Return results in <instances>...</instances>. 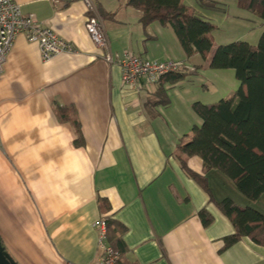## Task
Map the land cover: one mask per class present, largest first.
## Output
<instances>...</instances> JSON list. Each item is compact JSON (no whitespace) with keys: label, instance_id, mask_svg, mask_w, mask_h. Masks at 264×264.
Returning a JSON list of instances; mask_svg holds the SVG:
<instances>
[{"label":"crops","instance_id":"1","mask_svg":"<svg viewBox=\"0 0 264 264\" xmlns=\"http://www.w3.org/2000/svg\"><path fill=\"white\" fill-rule=\"evenodd\" d=\"M14 1L72 47L42 61L38 44L17 34L0 74V240L14 261L98 263L96 222L104 199V213L125 227L127 263L264 264V245L247 236L224 245L235 228L216 205L228 197L264 214V195L249 200L226 175L205 170L200 157L176 151L200 124L192 103L233 93L208 83L190 89L188 79L203 58H187L170 27L144 26L141 12L125 0H91V11L81 0ZM210 1L215 7L202 9L199 0H183L209 20L219 10L233 27L250 14L236 0ZM92 13L101 18L113 51L180 60L195 71L174 84L125 85L120 64L106 63L86 30ZM204 87L213 90L211 97ZM67 111L78 121L79 144L73 122L62 119ZM203 209L211 216L207 226L199 217Z\"/></svg>","mask_w":264,"mask_h":264},{"label":"trees","instance_id":"2","mask_svg":"<svg viewBox=\"0 0 264 264\" xmlns=\"http://www.w3.org/2000/svg\"><path fill=\"white\" fill-rule=\"evenodd\" d=\"M125 4L141 12L144 26L157 22L170 27L187 58L198 54L206 59L211 53V68L234 71L239 85L230 96L213 102L192 103V111L200 119V124L193 125L191 138L180 140L176 151L186 158L200 157L205 170L214 169L226 175L249 200L264 195V32L256 44L237 39L213 49V33L218 26L183 0H125ZM199 5L215 7L210 0H199ZM236 5L264 22V0H236ZM100 14L104 18L113 17V13L101 11ZM193 71L195 69L184 63L180 71L164 75L157 83L174 84ZM159 92L164 94V87ZM72 115L73 112L67 111L62 119L73 122L78 132L76 144H79V124ZM181 161L189 176L206 188L205 179L186 168L185 160ZM98 204L103 212L100 218L106 222L107 241L121 256L119 264H130L123 260L125 227L104 213L109 209L107 201L99 199ZM216 205L235 228L233 234L223 238L225 246L243 236L264 245V214L250 206H239L228 197L216 201ZM199 217L204 226L211 222L205 209L199 212Z\"/></svg>","mask_w":264,"mask_h":264},{"label":"built area","instance_id":"3","mask_svg":"<svg viewBox=\"0 0 264 264\" xmlns=\"http://www.w3.org/2000/svg\"><path fill=\"white\" fill-rule=\"evenodd\" d=\"M54 5L73 2L75 0H48ZM83 1L88 9H93L91 0ZM86 30L93 43L102 50V59L112 64L117 62L122 69V81L125 85L139 87L140 84L157 83L164 75L175 73L184 67V63L175 59H148L132 54L129 51L117 52L110 47L109 39L97 13L90 14L86 19ZM24 34L28 41L36 42L39 47L40 58L48 61L53 57L71 51L69 43L61 39L55 31L42 25L34 14H22L14 0H0V74L6 62L17 34ZM98 229L97 247L99 260L96 264H119L121 256L113 248L106 237V222L100 218L96 222ZM64 264H75L66 261Z\"/></svg>","mask_w":264,"mask_h":264},{"label":"rangeland","instance_id":"4","mask_svg":"<svg viewBox=\"0 0 264 264\" xmlns=\"http://www.w3.org/2000/svg\"><path fill=\"white\" fill-rule=\"evenodd\" d=\"M228 5L226 6V9H229ZM212 12L213 13L210 15L212 18L211 21L215 22L216 25L218 26L217 30L213 33L214 35L213 49L220 44L229 43L236 39L245 40L250 42L251 44H256L261 33L264 32V22L257 19V17H255L248 11L247 13L250 14H248L247 20L243 24H240L239 27L236 26L233 27V25L223 22L222 20L223 14L220 13L219 10H216V12L214 11ZM210 55L207 57V59H203V61H201L202 64L198 67L197 73L193 74L192 78L188 79V85H190V89L196 90L195 89L196 87L201 88L202 84L208 83L209 87L219 89L223 92H226V90H231L232 92H234L239 85V82L237 81L234 75V71L232 69L211 68L209 66ZM203 89L205 92L206 91L205 87ZM204 95L211 97L213 95V90H210V92ZM223 95L227 96L228 94L227 95L223 94ZM187 139L188 138L186 137V140Z\"/></svg>","mask_w":264,"mask_h":264},{"label":"water","instance_id":"5","mask_svg":"<svg viewBox=\"0 0 264 264\" xmlns=\"http://www.w3.org/2000/svg\"><path fill=\"white\" fill-rule=\"evenodd\" d=\"M0 264H17L10 254L4 249L0 240Z\"/></svg>","mask_w":264,"mask_h":264}]
</instances>
